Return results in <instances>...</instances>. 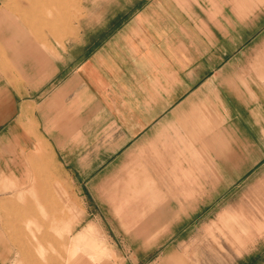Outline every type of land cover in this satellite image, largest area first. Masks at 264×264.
<instances>
[{
    "label": "crops",
    "instance_id": "0c3cea01",
    "mask_svg": "<svg viewBox=\"0 0 264 264\" xmlns=\"http://www.w3.org/2000/svg\"><path fill=\"white\" fill-rule=\"evenodd\" d=\"M74 1L14 4L23 21L61 36L71 31ZM77 4L75 31L52 61L37 60L32 76L29 49L15 53L8 38L1 42L0 165L15 175L19 154L41 141L36 154L48 145L56 158L101 151L103 168L155 167L166 158L185 168L189 152L208 153L213 163L197 166L220 176L264 166V0ZM2 18L13 21L6 11ZM78 135L100 136L101 146L65 144Z\"/></svg>",
    "mask_w": 264,
    "mask_h": 264
},
{
    "label": "rangeland",
    "instance_id": "374dc122",
    "mask_svg": "<svg viewBox=\"0 0 264 264\" xmlns=\"http://www.w3.org/2000/svg\"><path fill=\"white\" fill-rule=\"evenodd\" d=\"M14 2L0 0V13L13 19L0 20V48L8 38L15 53L29 49L32 76L37 60L52 61L75 31L78 4L71 31L53 36L23 21ZM63 138L80 149L101 146L100 136ZM39 145L19 154L15 175L0 165V264H264L263 162L233 169L237 178L198 167L213 163L205 152H189L185 168L168 158L155 167L103 168L101 151L56 158L48 145L36 154Z\"/></svg>",
    "mask_w": 264,
    "mask_h": 264
},
{
    "label": "bare ground",
    "instance_id": "6f19581e",
    "mask_svg": "<svg viewBox=\"0 0 264 264\" xmlns=\"http://www.w3.org/2000/svg\"><path fill=\"white\" fill-rule=\"evenodd\" d=\"M82 236H84V235H82Z\"/></svg>",
    "mask_w": 264,
    "mask_h": 264
}]
</instances>
